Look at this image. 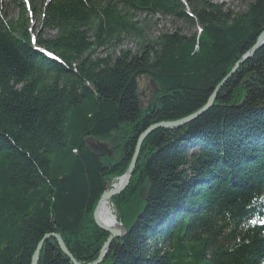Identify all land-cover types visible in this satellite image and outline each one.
I'll use <instances>...</instances> for the list:
<instances>
[{"label":"trees","instance_id":"16d2710c","mask_svg":"<svg viewBox=\"0 0 264 264\" xmlns=\"http://www.w3.org/2000/svg\"><path fill=\"white\" fill-rule=\"evenodd\" d=\"M244 3L0 0V264H30L50 233L95 261L109 236L93 220L104 183L146 128L214 90L202 114L142 143L108 200L125 233L100 264H264V43L229 76L264 30V0ZM137 11L182 25L149 38ZM37 264L72 263L49 238Z\"/></svg>","mask_w":264,"mask_h":264},{"label":"water","instance_id":"95a60500","mask_svg":"<svg viewBox=\"0 0 264 264\" xmlns=\"http://www.w3.org/2000/svg\"><path fill=\"white\" fill-rule=\"evenodd\" d=\"M264 43V30L260 33V35L257 37L256 42L254 43V45L237 61V63L234 65L233 69L231 70L230 74L238 67V65L240 63H242L243 61H245L247 58H250L254 52L261 47V45ZM227 79V77L220 83L223 84L224 81ZM219 85V86H220ZM216 90H214L213 94L208 98L207 103L200 108L199 110H197L196 112H194L193 114L184 117L182 119L179 120H175L173 122H164L161 124H153L151 126H149L148 128H146L141 135L139 136L137 142H136V146L134 149V153L132 155L130 164L126 170V172L123 174L122 177H120L121 181L114 187L104 183L103 186V192L99 198V200L97 201L94 211H93V220L96 223V225L98 227H100L101 229L105 230L106 232L109 233V236L107 237V239L103 242L100 250H99V255L97 257V259L91 263L88 264H100L102 261V258L104 257V255L106 254L109 245L111 243V241L113 239L116 238H120L121 236L124 235L125 233V228L121 225V224H114L115 226H108L106 224H104L101 220H100V216H99V209L101 208L102 204L106 203L108 201V199H110L113 196L118 195L129 183V179L131 177V174L133 172L134 166H135V162L137 160V156L139 153V148H140V144L143 141L144 137L146 135H148L151 131L157 129V128H174V127H179L180 125L185 124L188 121H191L192 119H195L198 115L201 114V112L203 113L204 111H206L209 106L211 105L214 96H215ZM49 238H54L56 240V243L59 247V249L70 259L72 264H80L78 263L73 256L69 253V251L66 249L65 244L63 242V240L61 239L59 234L56 233H50V234H46L42 240L37 244L36 249L31 257V262L30 264H37L38 261V256H39V252L41 250L42 244L45 240L49 239Z\"/></svg>","mask_w":264,"mask_h":264},{"label":"rangeland","instance_id":"374dc122","mask_svg":"<svg viewBox=\"0 0 264 264\" xmlns=\"http://www.w3.org/2000/svg\"><path fill=\"white\" fill-rule=\"evenodd\" d=\"M211 1L215 2V3H223L225 8H228V9L232 10L234 13L242 12L245 9L244 0H211ZM186 10H188V8ZM6 11H8V13H9L8 16H11V14L15 13V9L14 8H8ZM135 20H138V22H139V20H142V21L146 20L144 22L145 25H142V26L145 27V33L147 34V36L149 38L155 37L160 32V30H168L169 28H172V30H173L174 29L173 27H175V25H182V23L180 21H178V22L175 21L174 22V21H172L169 18L160 17V16H152V17L151 16H145L143 13L138 12V11L135 13ZM36 27H37V24L35 23L34 19L32 18L31 19V23H30V28L32 30H36ZM170 32H172V31H170ZM123 47H127V48H129L131 50H134L135 47H136L135 46V40H133L131 37H128V39L126 38V40L123 41ZM145 83H147L149 86L146 85L145 89L141 92V94L143 95L144 98H147V100H148V98L150 99L151 96H152V92L154 90V87H153L154 85L153 86L151 85V81L148 78L140 79L139 85L141 84V86H143ZM150 86L152 88H150ZM152 97H155V96L153 95ZM201 114H202V112H201ZM164 122H173V121H160L157 124H161V123H164ZM174 128H176V127H174ZM174 128H162V129H174ZM148 135H146L144 137L143 141L140 144V147H141L142 143L145 141V139L148 137ZM101 144L104 146V148L106 150L109 147H111V145H112L110 141H102ZM139 150H140V148H139ZM118 179H120V177ZM106 184H108V183H106ZM114 184H108V185L113 186ZM106 203L108 204L109 202L107 201ZM108 205L110 206L109 207L110 214H112L113 211H114L113 207L110 204H108ZM109 218L112 219L113 218V214H112V216H109Z\"/></svg>","mask_w":264,"mask_h":264},{"label":"bare ground","instance_id":"6f19581e","mask_svg":"<svg viewBox=\"0 0 264 264\" xmlns=\"http://www.w3.org/2000/svg\"><path fill=\"white\" fill-rule=\"evenodd\" d=\"M30 34L33 36V31H30ZM120 181L121 179H118L117 183H115L112 187L116 186ZM99 216L100 220L104 224L108 226H115L113 220L109 218V216H112V214H110L109 205L107 203L102 204L101 208L99 209Z\"/></svg>","mask_w":264,"mask_h":264}]
</instances>
